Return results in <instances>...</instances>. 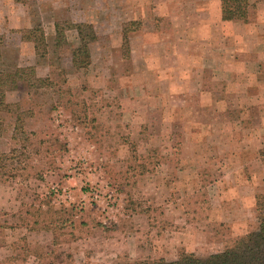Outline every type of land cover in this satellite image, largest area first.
Wrapping results in <instances>:
<instances>
[{"label": "rangeland", "instance_id": "obj_1", "mask_svg": "<svg viewBox=\"0 0 264 264\" xmlns=\"http://www.w3.org/2000/svg\"><path fill=\"white\" fill-rule=\"evenodd\" d=\"M25 1L31 27L0 36V73L14 72L13 60L27 63L28 32L40 30L37 66L20 68L45 81H20L0 106V264L208 258L257 228L264 132L255 123L220 125L223 116L158 95L174 84L126 75L127 35L139 27L126 22L127 2ZM91 19L89 57L73 63L80 41L67 25ZM257 157L258 168L244 162ZM242 206L249 212L234 225L232 210Z\"/></svg>", "mask_w": 264, "mask_h": 264}, {"label": "crops", "instance_id": "obj_2", "mask_svg": "<svg viewBox=\"0 0 264 264\" xmlns=\"http://www.w3.org/2000/svg\"><path fill=\"white\" fill-rule=\"evenodd\" d=\"M123 1L130 5L126 22L139 25L137 30L126 34L129 58L121 56L129 67L126 75L133 72L140 74L142 81L174 84L168 87L169 91L158 95L186 104L194 102L188 107L199 116H223L220 125L233 122L243 125L251 121L259 133L264 132V0H247V18L237 21L222 19L223 0H163L155 2V7L150 1L151 4L141 5L139 9L135 3L146 0ZM76 12L83 14L80 8L73 10L75 17ZM92 12L95 11L87 15ZM78 23L95 25L92 19L72 24ZM45 26L53 31V26L50 28L49 23L42 22L43 30ZM20 27H31L28 3L0 0V36L9 40ZM93 29L95 34L94 26ZM4 45L9 47L7 43ZM33 51L28 53L26 64L13 60L16 68L37 66L34 46ZM15 52L19 56V51L15 49ZM20 83L24 82L4 93V101L8 94L17 92ZM227 116H239V119L229 120ZM244 162L255 163L254 167L258 168L260 158H246ZM245 212L249 208L233 209L230 221L236 225V218L242 221Z\"/></svg>", "mask_w": 264, "mask_h": 264}, {"label": "trees", "instance_id": "obj_3", "mask_svg": "<svg viewBox=\"0 0 264 264\" xmlns=\"http://www.w3.org/2000/svg\"><path fill=\"white\" fill-rule=\"evenodd\" d=\"M249 4L247 0H223L222 1V19L224 21L245 20L247 18ZM68 29L77 32L80 46L75 50L73 63L77 62L76 55L83 54L89 57L88 45L95 41L94 29L89 24L78 23L67 25ZM61 23L55 24L56 45L63 36ZM31 40L38 54V44L44 42V35L40 30H31ZM38 33V36H36ZM31 71V74L28 72ZM44 82L45 79L35 76L33 68H17L12 73H0V106H4V93L12 91L20 81ZM258 212V211H257ZM127 264H264V215H257V228L245 236L235 240L233 244L225 248L220 254L208 258H197L192 253L181 252L177 259L167 261L164 259L145 260L138 263Z\"/></svg>", "mask_w": 264, "mask_h": 264}]
</instances>
